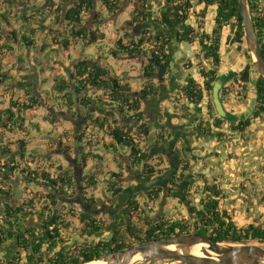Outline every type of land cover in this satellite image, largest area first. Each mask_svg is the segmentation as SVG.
Instances as JSON below:
<instances>
[{
    "label": "trees",
    "instance_id": "trees-1",
    "mask_svg": "<svg viewBox=\"0 0 264 264\" xmlns=\"http://www.w3.org/2000/svg\"><path fill=\"white\" fill-rule=\"evenodd\" d=\"M103 7L109 14H116L120 10L121 0H100ZM167 7L164 15L160 19L153 18L152 24L155 27L143 30L139 35L132 37V32L124 28V33L115 41V46L109 52L113 57L120 55L128 56H143L148 58V63L144 68V77L152 78L155 75L156 68H170L171 58L167 51V46L175 39L179 44L193 45L198 43L199 51L198 58L201 60L210 61L211 66L208 69L201 68L200 74L203 77V82L199 83L195 78L188 75L185 79V84L182 86V92L188 102L199 105L202 99L209 97L211 86L220 71L221 58L220 49L222 45V34L224 29H228L229 34L226 36V44L236 45V49L241 51L245 44L244 26L238 0H160ZM192 1H196L199 9L196 12L199 18L196 26L187 23L190 13L192 12ZM134 6L131 12V19L126 21L127 26H132L133 23H146L150 19V11L148 8L149 0H129ZM8 6L23 11L21 18L27 23L22 24L20 28L14 26L9 20V17L2 11ZM30 8L27 5V0H0V53L10 51L14 44H19L25 47L26 52L39 50L38 44L41 39V50L47 49V36L51 33H46L47 36L37 33V28L43 32L48 25H44L42 21L36 27L30 24L35 21V16L26 15ZM213 8V24L210 31L205 29V22L208 16V9ZM249 8L252 14L255 31L260 43V49L264 58V0H249ZM59 11H62L61 5ZM87 16H90L93 27H88L85 22ZM176 20V25H179L178 31L171 38L165 33L156 35L154 28L159 31L164 27V24ZM13 26L10 32L12 38H6L2 35V23ZM58 23L68 35L63 39H58L55 35L52 36L56 44L60 45V50L68 51L73 46L77 49V45L81 42L82 46L87 47L92 43H97L104 39V33L100 31V25L103 23V15L94 11L93 0H78L74 1L70 7L65 9L62 16H56L55 23ZM62 22V25H61ZM159 28V29H158ZM52 31L51 29H49ZM53 33V32H52ZM58 49H52L56 52ZM84 50V49H83ZM50 53H48L49 55ZM246 57L249 59L242 68L238 76H236L223 90V97L227 96L232 88H238L242 92L246 90L247 84L251 80L252 73H257L250 53L245 51ZM0 84H4L13 90L24 91L28 95L27 100L10 101L7 107L0 108V127L3 128L1 135L5 131H13V129L28 131L25 125V118L22 113L25 110L32 109L36 105H41V99L33 92L34 77L23 76L21 79H15L8 71L0 67ZM158 89L149 81L145 84L141 92V97H155ZM56 95H53V101L48 103V107L54 109L58 106L63 111L70 114L72 118L81 116V121L87 126L91 125L97 131L106 130V135L110 141L100 142V144L108 151L119 152L118 150L127 151L128 160L133 166L142 162L146 157V152L142 150L134 137L135 129H140L143 126L137 125V121L128 123L127 119L131 113L135 114L141 107V98L134 96L133 91L127 82H123L120 77L112 74L110 65L106 62V58L102 54H86L85 51L72 64L68 71L67 77L57 79L53 86ZM90 91H93L90 93ZM98 92H101L100 94ZM255 92V108L252 116L238 122H229V129L242 132V134L250 126L253 118H260L264 114V76L257 73L254 81ZM47 102L51 100L47 98ZM207 110L209 116L213 118L211 126H203L202 123L197 125L196 130H204L208 136H214L217 139L225 137V133L220 129L226 121L220 118L214 109L211 99L207 101ZM118 115L124 119L121 123L119 119L112 118V124L108 117ZM50 121L57 120L55 115H51ZM106 128V129H105ZM86 131V130H85ZM170 136V135H169ZM82 146L85 150L81 153V163L84 166L88 158L102 160L103 157L97 151H93L91 147L92 139L88 138L82 131ZM21 155L26 152L25 141H18ZM64 152L70 154V147L63 144ZM11 144L0 139V195L9 194L10 181L14 179L16 172L21 173L24 190H29L33 195H37V191H42L46 195L43 205L42 230L39 231L38 243H34V253L41 250L45 245L48 254L58 256V264H84L98 259L102 255L116 250H121L135 244L167 238L178 233H199L208 235L216 242L229 243H264V227L261 224H248L246 227H238L233 221L229 213L220 211L219 202L222 198L217 185L207 187L205 189V198L201 199L199 207H191V215L188 218L181 217L175 220H162L157 224H150L143 232L137 229L133 222L134 218L140 217L138 199L132 198L126 205L124 210V227L123 230L115 229L111 232L108 238L98 239L92 242L80 244L76 241L75 244L69 246L64 243L62 237V228H65L68 223L64 222L60 211L53 210L58 203L69 202L72 196L79 189L73 172L68 170L62 171V166H58V171L53 174L50 170L39 167H31L27 162H22L17 159L11 149ZM97 145V144H96ZM95 146V144H94ZM23 153V154H22ZM264 169V163L262 165ZM108 186L113 194L122 191L121 184L118 180L122 177L119 173L110 172ZM90 182L95 183V179L91 177ZM89 184V183H88ZM107 186V187H108ZM34 188V189H32ZM12 190V189H11ZM13 192V191H12ZM174 194V190L171 191ZM158 196V195H157ZM156 196V197H157ZM83 205H80V212L74 216L78 217L82 224L80 236L90 237L99 234L105 229L103 221L98 220L97 216L92 215L89 208L95 206L99 199L94 196H82ZM31 208L35 207V198L30 197L23 201L20 206L12 208L9 205L7 216L12 214H21L23 206ZM46 213V214H45ZM114 222V221H113ZM21 236H24L20 232ZM22 244H29L28 240L23 238ZM59 248H58V246ZM33 252H29L32 259ZM51 260V258L49 259ZM16 259L9 262H4L0 258V264H18Z\"/></svg>",
    "mask_w": 264,
    "mask_h": 264
},
{
    "label": "rangeland",
    "instance_id": "rangeland-1",
    "mask_svg": "<svg viewBox=\"0 0 264 264\" xmlns=\"http://www.w3.org/2000/svg\"><path fill=\"white\" fill-rule=\"evenodd\" d=\"M74 1L78 0H27V5L34 8H30L26 15L32 14V16H35L34 19H36L30 25L36 27L42 21L44 25L49 26L45 32L37 28L38 34L42 32V35L45 34L44 36H47L46 33H51L46 39L47 43H49L47 49L41 50L42 40L40 39L39 50L27 53L25 47L14 44L12 50L0 53V67L8 71L15 79H21L25 75L34 77L33 92L41 99V105L38 104L22 113L25 118V125L28 127L27 132L19 129H13V131L4 130L5 133L3 136L0 134V139L4 142H9L15 157L22 162H27L32 168H45L56 174L58 166L61 165L62 171L73 172L76 177L75 180L79 189L72 196L71 203H59L60 215H62L64 222L68 223L65 228H62V237L64 238V243L69 246L75 244L76 241L82 244L108 238L113 228L123 230L125 220H122L119 215L111 218L105 213L97 215V219L104 222L105 229L99 234L81 237L82 224L74 214L77 215L80 212L79 202L83 195L86 197L94 196L96 199L99 198L108 204H113L111 201L115 202L117 199L112 198L110 192L107 191V188H109L107 187V181L111 179L110 172L120 173L122 177L119 180L122 181L123 187H127V183L123 181L126 177H129L128 170H132V168L128 164L130 162L126 154L127 151L121 149L118 150L119 152L108 151L100 144L102 141L106 143L110 141L109 136L106 135V130L97 131L91 125L87 126L82 122L81 116L72 118L70 114L58 106L54 109L48 107V103L53 101V95H56L52 91L53 86L57 79L67 77L74 61L85 51L86 54H102L110 65L112 74L120 77L123 82H127L134 96H137L148 82L143 73L145 66L149 62L148 58L143 56L120 55L113 57L109 52L115 46V41L123 35L124 28H127L128 31H131L130 29L134 30V32L131 31L133 38L140 32L141 26L138 25L136 27V24L133 23L132 27H130L125 24L126 21L131 19L130 14L134 10V6L129 0H121L120 10L116 14H109L100 0H93L94 11L103 15L100 31L104 33V39L85 48L80 42L77 45V49H73L72 46L68 51L60 50L61 46L56 44L52 36L55 35L58 39H63L68 34L65 33L62 26L57 22L55 23V19L56 16H62L65 9L70 7ZM192 4L194 9L190 13L187 23L196 26V22L199 19L196 12L200 7L196 1H192ZM60 5L62 11H59ZM166 7L160 0H149V21H153V18L160 19L166 13ZM2 11L17 28L27 23L21 18L23 8L20 10L6 6ZM213 13L214 9L209 8L204 26L207 31L211 30ZM86 19L88 20L85 24L92 28L93 24L90 16H87ZM158 27L162 30L160 26ZM2 29V35L6 38H12L10 32H12L13 26L3 22ZM228 34V29H224L220 49L221 65L219 73L231 68L240 70L249 61L245 55L246 50L249 52L246 41L242 50L238 51L236 45L226 44L225 39ZM52 49L58 50L54 52ZM167 51L170 54L171 64L170 68L167 69L169 73L167 75L164 74L162 79L166 86L158 91V94L151 100L152 102L148 107L155 111V119L160 125L166 121L169 126L177 125L187 133V136L192 138V142L197 141L196 146H193L191 151L196 150L198 154L209 153L205 161L193 163V171L198 170L207 181L216 179L221 182L223 190L228 195L224 196L221 193L220 211L229 213L232 221L238 227H246L251 223H258L264 227V169L262 168L264 163V114L260 118H253L250 126L243 134L242 132L229 129V121L226 120V123L220 128L225 133V137L222 139L207 136L202 129L197 131L195 129L196 124L202 123L203 126H207V123L208 126L212 124L213 118L209 116V111L207 110V101L211 99V93L209 97H205L199 105H196L188 102L185 98L182 86L185 84V79L188 75L202 83L203 77H201L200 69H208L211 63L198 58V43L193 45L179 44L173 39L167 46ZM48 53L50 54L48 55ZM250 60H252L251 55ZM256 75L257 73H252L246 90L240 92L239 87H235L224 97L222 92L223 102L229 111L243 115L245 118L252 116L255 108L254 81ZM150 79L158 84L155 78L152 77ZM92 92L90 91V93ZM98 93L100 94L101 92ZM47 98L51 100L47 102ZM21 99H28V95L24 91L13 90L4 84H0V108L7 107L10 101H20ZM142 107L141 101L140 108L143 109ZM171 112L172 114L170 115ZM51 115H55L57 120L54 122L50 121ZM137 117V113H131L125 121L127 120L128 123H131ZM147 117L146 115L145 119ZM168 117L170 121L167 119ZM112 118L119 119L121 123L124 121L122 117L116 114L114 117H108L111 124L113 123ZM2 130L3 128L0 127V133ZM82 131L88 138L92 139L93 144H91L90 148L102 155V160L88 158L84 166L82 165L80 155L85 150L81 143L82 137H80ZM158 132L159 130L156 128L154 132L148 135L154 136ZM148 135H145L142 130L135 129L134 137L140 147H143L144 151L146 150L145 152H147L148 148L145 147L146 144L143 141ZM21 139L25 141L26 152L22 153L23 155H21L20 143L18 142ZM60 141L70 147V154L64 152V147ZM133 173L134 170L131 171V176H133ZM91 177L95 179V183L90 182ZM210 177L215 178L210 180ZM10 185L13 187L10 188L9 194L0 195V199L6 203L12 201L15 204H21L28 198L33 197L35 198V207L37 209L44 205L46 197L44 192L38 190L37 195H33L30 189L24 190L21 173L16 172L14 179L10 181ZM201 186L202 182L196 181L188 188L186 194L183 191L187 199V205L174 196L171 198L159 196V198L156 197L152 201L146 200L144 196H138V200L141 203H146L141 205L140 217L133 220L137 229L143 232L147 227L146 220L150 216H162L165 220H175L181 217L188 218L191 215L192 205L199 207L201 199L205 198ZM110 207H107L108 211H112ZM0 215V223H4L2 212H0ZM260 245L264 247V243ZM8 250L9 247L6 246L5 251Z\"/></svg>",
    "mask_w": 264,
    "mask_h": 264
},
{
    "label": "flooded vegetation",
    "instance_id": "flooded-vegetation-1",
    "mask_svg": "<svg viewBox=\"0 0 264 264\" xmlns=\"http://www.w3.org/2000/svg\"><path fill=\"white\" fill-rule=\"evenodd\" d=\"M178 28L179 25H176V23L172 21L169 22V24H164V27L162 30L158 31V34L161 35L165 33L167 36L172 38L173 35L178 31ZM158 34L156 31V35ZM167 73L169 72L166 68H163L162 71V68L157 67L153 78L156 79L158 84L154 83L150 78L146 79L148 82L150 80L154 86L159 88V91L166 86L162 79L163 75H167ZM140 91L139 95L135 97L141 98L140 101H142L143 109H139L137 112L138 117L134 121H137V125L143 126L139 130H142L145 135L154 132L156 128L159 130V132L155 133L154 136L148 135L145 137L143 143L146 144L145 147L148 149L146 152V157L142 162L138 163L136 166H133L129 161L130 163L128 164L130 168L134 170V173L132 174L133 176H131L132 170H128L130 175L123 181L126 182L128 186L123 187L121 184L122 181L118 180V184H121L122 191L116 194H113L112 190L108 186L109 188H107V191L110 192L112 198H116L118 201H111L113 204H108L102 199L98 198L99 201L97 204L89 208V211H91L92 215L97 216L99 214L102 215L107 213L111 218H115L119 215L122 220H124V210L126 209L127 203L132 198L138 199V196H144L146 200L152 201L157 195L158 198L159 196H163L164 198H171L173 196L176 197L175 194L178 192L179 188H182L186 194L188 188L191 187L196 181L202 182L201 189L204 194L207 187L217 185V188L220 190V192L223 193L224 196H227L228 193L223 190L221 182H218L216 179H214L215 177H210V180L214 179V181H207L204 179V175L198 170L193 171V163L205 161L209 153L198 154L196 153V150L191 151L193 146H196L197 141L192 142V138L187 136V133L184 132L181 127H178L177 125L169 126L167 121L160 125L155 119V111L148 107L154 97H141ZM171 114L172 112L170 115ZM146 115L148 116V120L145 119ZM167 119L170 121L169 117ZM197 125L198 124L195 125V129L197 128ZM142 150L144 151L143 147ZM172 190H174V194H171ZM70 200L66 203L70 204ZM59 203H61V201ZM59 203L53 210L59 211ZM79 203L80 205H83L82 200ZM139 203L140 206L138 210L141 211V205L145 204L146 202L141 203L139 201ZM8 205L12 208L20 206V204H15L12 201L6 203L0 199V212H2L4 219V223H0V258L4 262H9L13 259H16L19 262L18 264H58V256L54 254L57 250H54L52 255L47 253L45 245L42 246L41 250L37 253H34L33 250L34 243H38L39 231L42 230L44 220L41 217V213L44 211L43 206H41L39 209L36 207L30 209V207L25 204L23 206L24 211L21 214H12V216H7ZM108 206H111L110 208L112 211H108ZM192 206L195 207L194 205ZM162 220H164L162 216H150L146 220V224L149 226L150 224H157ZM114 230L115 228L111 229V231ZM20 232L24 236H21ZM23 238L29 241L27 248H25V244H22ZM6 246L9 247L8 251H5L4 249ZM29 252H33L32 259H30ZM50 258L51 260H49Z\"/></svg>",
    "mask_w": 264,
    "mask_h": 264
},
{
    "label": "water",
    "instance_id": "water-1",
    "mask_svg": "<svg viewBox=\"0 0 264 264\" xmlns=\"http://www.w3.org/2000/svg\"><path fill=\"white\" fill-rule=\"evenodd\" d=\"M238 1L252 63L257 73L264 76V58L250 12L249 0ZM239 72L237 68L223 71L216 75L211 86V101L215 112L229 122L246 119L243 115L229 111L222 99L224 87ZM175 196L187 205L182 188H179ZM195 246H200L199 254L192 252ZM93 261L98 262L97 264H264V247L256 243L216 242L208 235L199 233H178L111 251Z\"/></svg>",
    "mask_w": 264,
    "mask_h": 264
},
{
    "label": "crops",
    "instance_id": "crops-1",
    "mask_svg": "<svg viewBox=\"0 0 264 264\" xmlns=\"http://www.w3.org/2000/svg\"><path fill=\"white\" fill-rule=\"evenodd\" d=\"M163 5H165L164 3H163ZM160 6H161V4H160ZM152 10V9H151ZM172 22V21H171ZM174 22V21H173ZM135 24H136V27L139 25V26H141L140 28V32L138 33V34H136L135 36H137V35H139L143 30H145V29H151V27H155L154 26V24H152V22L151 21H148V22H144V23H139V22H135ZM133 25V24H132ZM130 27H132V26H130ZM134 27V26H133ZM129 29V28H128ZM132 32H134V30L133 29H130ZM156 31H157V34L159 33L158 32V30H157V27H156V29H155ZM156 31H155V33H156ZM5 249V248H4Z\"/></svg>",
    "mask_w": 264,
    "mask_h": 264
},
{
    "label": "bare ground",
    "instance_id": "bare-ground-1",
    "mask_svg": "<svg viewBox=\"0 0 264 264\" xmlns=\"http://www.w3.org/2000/svg\"><path fill=\"white\" fill-rule=\"evenodd\" d=\"M199 247L200 246H195V247H193V249H192V252L194 253V254H199ZM98 262H96V261H90V262H85L84 264H97Z\"/></svg>",
    "mask_w": 264,
    "mask_h": 264
}]
</instances>
